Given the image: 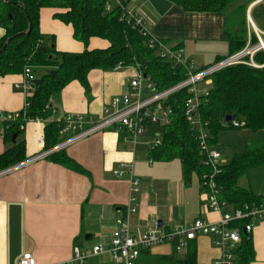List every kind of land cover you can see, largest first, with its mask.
<instances>
[{"label": "crops", "instance_id": "1", "mask_svg": "<svg viewBox=\"0 0 264 264\" xmlns=\"http://www.w3.org/2000/svg\"><path fill=\"white\" fill-rule=\"evenodd\" d=\"M110 2L113 8L122 5L126 11L138 14L153 38L170 48L184 49L187 58L199 69L231 55L230 33L245 34L246 45L256 37V31L264 34V0H244L241 5L228 10L229 14L188 12L173 0ZM239 5L246 6L245 25ZM65 12L59 8H42L40 32L55 37L58 52L81 53L85 46L74 38L72 25L59 19V14ZM229 22H235L232 29ZM4 35L5 29L0 24V38ZM109 45L106 40L92 38L89 49H106ZM39 71L46 74L48 68H36L33 71L36 80L42 77L37 74ZM134 73L131 67L92 70L88 75L89 92L78 81L68 84L52 101L50 120L58 121L69 114L100 119L108 102L126 94ZM23 80L22 73L0 76V156L14 145L23 143L26 161L45 150V144L39 143V136H44L45 123L28 122L24 130L10 141L4 140L2 135L11 116L26 109V95L16 89ZM227 131L238 133L235 154L245 151L250 145L264 143V132L253 133L247 129ZM227 131L220 137L224 139ZM146 134L134 146L124 130L112 127L68 147L65 150L67 156L86 173L46 158L1 175L0 264H18L28 253L34 256L37 264H57L70 260L75 246L83 251H90L98 245L108 249L116 220L124 214L132 195L131 168L125 169L122 178L115 177L113 171L121 163H127L132 166L135 176L138 150L149 148L157 135L153 134L154 137L148 140ZM215 147L218 148L219 143ZM215 147V151L223 154V150L218 151ZM169 167L164 166V169L171 170ZM159 168L156 166L151 170L156 173L162 170ZM181 170L182 177H179V172L166 178H156L155 173L143 179L139 177L141 192L135 203L138 212L132 218L133 231L155 226L174 231L187 227L196 219L219 220L220 215L212 212L205 202L199 178L197 184L192 179L188 186L184 181L182 164ZM241 178L238 186L263 203L264 164L244 175V185ZM250 240L254 249V259L250 264H264V220L255 225ZM212 241V237H199L181 251H177L172 243L155 246L143 251L135 264H213L222 256V250ZM85 264L124 263L116 262L109 253H103L89 258Z\"/></svg>", "mask_w": 264, "mask_h": 264}, {"label": "trees", "instance_id": "2", "mask_svg": "<svg viewBox=\"0 0 264 264\" xmlns=\"http://www.w3.org/2000/svg\"><path fill=\"white\" fill-rule=\"evenodd\" d=\"M185 11L195 13H228L240 0H173ZM106 0H0V24L5 35L0 38V51L8 40L6 50L0 53V76L20 74L25 67L48 68L46 74L35 81L36 92L29 99V108L21 111L16 119L7 121L3 138L10 141L25 128L27 122L40 119L45 122L44 149L49 150L62 141L61 127L50 120L53 115L52 101L71 82L78 81L89 92L88 75L92 70H113L118 65L124 68L140 64L143 71L156 84L159 90L172 87L186 79L182 69L175 68L158 56L155 49L149 48L150 36L134 26L132 20L122 17L119 6L110 12L105 10ZM59 8L66 12L59 19L72 25L74 38L82 42L85 50L81 53L58 52L55 37L40 32V10ZM238 10L244 15L246 6ZM229 14V13H228ZM9 15H12L11 22ZM236 21L233 15H230ZM92 38L109 42L106 49H89ZM231 55L244 49L247 43L245 34L228 35ZM252 43H256L254 36ZM261 67L244 64L232 66L212 76L208 94L199 105L202 124L209 135V146L215 147L220 134L227 130H237L234 121L245 123L240 129L253 133L264 132V53L255 56ZM204 69V68H201ZM188 90H181L171 96L167 104L172 109L171 122L164 126L162 143L149 150L150 161L181 162L186 185L191 184L193 175L200 180L211 174L205 164L206 154L197 141L198 130L186 120L184 103L189 98ZM232 120L227 122V117ZM62 164L86 173L69 158L65 150L48 157ZM25 159L24 144L14 145L0 156V172ZM264 164V143L248 146L245 151L221 166L215 177L219 198L230 208H241L246 204H260L261 200L249 191L238 186V180L250 170ZM202 190V187H201ZM238 227L237 225H234ZM242 231V227L239 228ZM254 259V249L250 236H244L237 250L236 264H250Z\"/></svg>", "mask_w": 264, "mask_h": 264}, {"label": "built area", "instance_id": "3", "mask_svg": "<svg viewBox=\"0 0 264 264\" xmlns=\"http://www.w3.org/2000/svg\"><path fill=\"white\" fill-rule=\"evenodd\" d=\"M122 17L132 20L135 27L140 28L145 35L150 36L149 48L155 49L160 58L169 62L175 68L185 72L186 79L181 83L164 90H159L153 80L143 71L140 64L130 66L134 69V75L128 82V89L125 95L113 98L103 108V115L95 120L92 116L79 114H69L58 120L62 125V141L55 147L41 151L34 158L18 163L0 172L1 175L8 174L14 170L25 167L35 161L46 159L49 156L66 150L75 143L89 138L93 135L102 133L112 127L124 130L132 139L133 145L138 144V140L147 132L149 126H167L171 122L172 109L167 104L169 98L181 90H188L189 98L184 103V111L187 122L192 128L198 130L197 141L203 153L206 154L205 164L211 168V174L203 178L201 184L202 192L209 209L220 215L217 222H208L196 219L187 227H180L174 231H167L155 227H148L145 230L133 231L132 218L138 212L135 203L137 195L141 192L140 179L132 173V166L121 163L119 168L113 171L117 178H122L126 168H131V197L129 205L124 209V214L116 220V228L111 235V245L108 249L103 246H95L90 251H83L79 246H75L73 256L66 262L57 264H85L86 261L94 256L103 253L111 254L113 260L124 264H135L143 251L163 244H175L176 250L181 251L186 248L189 242L199 237L207 236L213 238V245L222 250V256L213 264H236L237 250L239 249L244 236H251L255 225L264 220V202L260 204L244 205L241 208H230L219 198L215 177L219 173L221 166L226 162L221 160L220 154L209 146V135L202 124L199 112V105L203 96L199 95L198 86H211L212 76L222 70L232 66L244 64L252 67H261L255 62V56L264 53V34L256 31V43L248 42L241 51L216 62L215 64L199 69L186 56L182 48H170L161 40L155 39L146 28L143 18L138 14L128 12L121 5ZM113 9L110 0H106L105 10L110 12ZM124 68L118 65L116 69ZM128 68V67H127ZM23 83L16 85V89L23 91L26 95L25 111L29 108V99L36 92V78L31 66L24 69ZM1 117V112H0ZM13 117V118H12ZM19 117V113L11 116L12 119ZM10 118V119H11ZM43 122L40 119L32 120ZM29 121V122H32ZM28 123V122H27ZM45 123V122H43ZM46 124V123H45ZM232 126L240 129L245 123L234 121ZM24 127H21V130ZM5 130H2L4 135ZM44 136H39V143L44 145ZM162 138L157 134L149 145V150L161 145ZM237 225L238 227H235ZM242 227V231L239 229ZM18 264H37L36 259L30 253L25 254Z\"/></svg>", "mask_w": 264, "mask_h": 264}, {"label": "rangeland", "instance_id": "4", "mask_svg": "<svg viewBox=\"0 0 264 264\" xmlns=\"http://www.w3.org/2000/svg\"><path fill=\"white\" fill-rule=\"evenodd\" d=\"M244 0H240L237 4H240L243 2ZM235 22H229V27L230 29L233 28ZM239 52V51H238ZM38 75L43 76L44 74L42 73V71H39L37 73ZM40 77V76H39ZM198 91L200 92L199 95H204L206 92L209 91V88L205 85L200 84L198 86ZM237 130H241V129H237ZM147 136H145L146 139H150L152 137H154L156 134H160L161 138H163L164 135V126H149L147 128ZM237 131H227L225 132V138L223 139V137H220V142L219 143V147L216 148V150L221 151L223 150V154L222 152L219 153L221 156V160L223 162H229L235 155V150L237 149V144L236 141L239 139L238 137V133H236ZM154 134V136H153ZM241 139V138H240ZM140 148V147H139ZM142 149L138 150V154H137V161H136V174L135 176H137L138 179L142 178H146L149 175H153L155 172L151 170V168L156 167V166H160V168H162V170L157 171L155 173L156 178H166V177H173V173L179 172V177H182V170H181V162L178 160H175L173 162H156V161H152V166L150 165V160H149V156H148V150L149 148L147 147H141ZM214 149V147H213ZM164 166H166V168L168 166L171 170H166L164 169ZM159 168V169H160ZM173 168V169H172ZM140 177V178H139ZM193 182L195 184L198 183V177L196 175L192 176ZM191 179V180H192ZM241 183H243L244 185V176H242Z\"/></svg>", "mask_w": 264, "mask_h": 264}, {"label": "water", "instance_id": "5", "mask_svg": "<svg viewBox=\"0 0 264 264\" xmlns=\"http://www.w3.org/2000/svg\"><path fill=\"white\" fill-rule=\"evenodd\" d=\"M3 1H5V0H3ZM9 18H10V20H11V22H12V21H13V17H12V15H9ZM10 41H11V40H8V41L6 42L5 46L2 48V50L0 51V53L4 52V51L6 50V47L9 45ZM231 120H232V118H231L230 116H228L227 119H226L227 122H230Z\"/></svg>", "mask_w": 264, "mask_h": 264}]
</instances>
